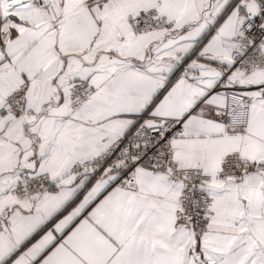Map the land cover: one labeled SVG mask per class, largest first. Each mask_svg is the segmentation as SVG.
<instances>
[{
    "label": "snow or ice",
    "instance_id": "6c2138e0",
    "mask_svg": "<svg viewBox=\"0 0 264 264\" xmlns=\"http://www.w3.org/2000/svg\"><path fill=\"white\" fill-rule=\"evenodd\" d=\"M0 264H264V0H0Z\"/></svg>",
    "mask_w": 264,
    "mask_h": 264
}]
</instances>
